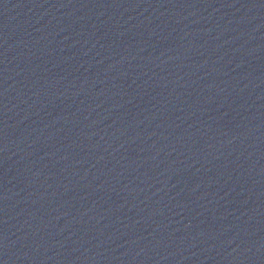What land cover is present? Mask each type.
Returning <instances> with one entry per match:
<instances>
[{"label": "water", "instance_id": "95a60500", "mask_svg": "<svg viewBox=\"0 0 264 264\" xmlns=\"http://www.w3.org/2000/svg\"><path fill=\"white\" fill-rule=\"evenodd\" d=\"M0 264H264V0H0Z\"/></svg>", "mask_w": 264, "mask_h": 264}]
</instances>
